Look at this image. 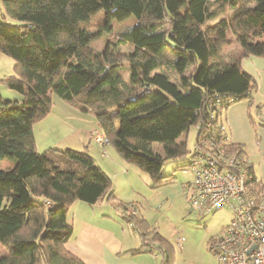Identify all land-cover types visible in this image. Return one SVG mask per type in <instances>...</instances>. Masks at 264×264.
Listing matches in <instances>:
<instances>
[{
    "label": "trees",
    "instance_id": "16d2710c",
    "mask_svg": "<svg viewBox=\"0 0 264 264\" xmlns=\"http://www.w3.org/2000/svg\"><path fill=\"white\" fill-rule=\"evenodd\" d=\"M1 2V16L16 21L8 25L0 19V53L15 62L5 81L23 96L20 101L0 96V160L15 164L0 168V242L6 248L0 264H86L65 247L72 233L67 211L76 200H106L140 237V245L128 252H159L160 264H172L169 242L115 196L89 152L37 151L33 124L50 111L55 93L90 110L108 143L148 172L153 187L173 182L175 176L161 168L165 159L181 160L190 152L184 140L176 139L179 131L201 122L195 134L199 143L211 136L216 120L224 125L229 104L251 102L257 82L240 59L264 57V0ZM99 9L104 22L92 31L88 22ZM130 15L134 23L117 31L109 47L93 48L97 37L111 32L112 20ZM232 39L238 54L226 56L223 47ZM121 45L128 49L119 51ZM123 67L127 80L120 75ZM258 123L264 125V119ZM219 149L248 160L240 143L224 142ZM244 168L250 193L260 196L253 165Z\"/></svg>",
    "mask_w": 264,
    "mask_h": 264
},
{
    "label": "rangeland",
    "instance_id": "374dc122",
    "mask_svg": "<svg viewBox=\"0 0 264 264\" xmlns=\"http://www.w3.org/2000/svg\"><path fill=\"white\" fill-rule=\"evenodd\" d=\"M1 13H3V8L2 2L0 0L1 21L8 25H14L16 23V21L10 17H2ZM134 21L135 20L132 15L126 16L124 19L112 20L111 32L102 33L99 37H97L93 41V48L100 50L106 46L109 47V44L114 39L117 31L129 27L134 23ZM103 22L104 11L99 9L90 16V20L88 22L89 29L95 31L103 24ZM127 49L128 46L126 45L119 46V51H125ZM238 51L239 45L234 42L233 39L229 44L223 47V53L226 56L237 55ZM14 63L15 62L12 57L0 53V78L2 79L0 82V96L2 99L20 101L23 96L22 93L8 87L5 81L6 77L14 74ZM120 75L123 80H127L128 71L126 67H123L120 70ZM171 75L172 77H175V74L172 72ZM51 99V111L48 116H50L53 112L62 113L63 110L61 109V104L65 101L55 93L51 94ZM65 112L66 111L64 110L63 113ZM70 113L73 114L71 118L74 123L77 121H79V123L84 122V119L77 116L72 111H70ZM40 123L44 122L37 120L34 123L33 131L35 133V137H37V141H39V138L41 137L42 142L46 141L45 143H47L48 139L46 138L49 137V135H47L38 127V124ZM91 133L92 132H90V135ZM195 134V127L192 125L189 126L187 131L185 129L179 131L176 139L178 141L184 140L186 142V148L191 151L195 145ZM49 138L51 139L52 135ZM69 138L66 139L70 141L71 139ZM52 140L54 141H51L49 145H40L39 142L38 150H36L43 151L49 146L59 149L69 147L64 144L67 142L66 140H62L59 144L55 142L57 139L52 138ZM54 142L55 144H52ZM89 145L90 146L88 149L94 155L95 159L100 160L102 155H109L106 149L105 151L103 150L102 153L100 148L94 143L91 142ZM153 145L155 147L158 146L156 142L153 143ZM106 148L111 151L113 146L107 145ZM94 149H96L97 153H95ZM189 158L190 152L184 159L181 160H174L170 158L165 159L161 168V172L164 174L171 173L175 176V179L171 183H166L158 187H153L151 184L152 180L148 172L141 170L136 164L126 161L127 163H125L124 170L126 172V179L124 182L120 183L119 192L121 191L120 195L122 196L123 202L132 205L130 211L134 210L135 208L137 212L142 215L144 219H146L147 223L155 228L169 242L173 249L172 264H217V259L211 248V243L213 242L214 238L220 234L223 226L230 222L232 212L228 207L219 208L208 214H199L190 209L189 203L182 192L183 184L185 183L186 185V183L192 178V173L187 165ZM252 159L250 160L253 163V170L257 176V179L261 182V190L263 192L264 178L261 177L257 163L258 160L256 158ZM14 166V162L10 161L9 159L0 160V168L2 169H14ZM75 202L71 204L67 211L68 219H74L75 222L76 220L80 219V217L95 220L103 225L107 224L114 228L119 234H123L125 240H131L134 245H138L141 242L140 237L137 235L138 233L133 225L126 219L119 216L113 207H109V210L113 212V216H111L112 221L106 223V221H104L105 218L103 219L102 216L98 217L100 213H96L95 215L93 212V210L99 206L95 205L92 207V204H88L80 200L77 201L78 204L80 203L81 205L87 206V208H89L90 212H86L81 207L76 210ZM120 224H122V226ZM180 237H182V241L181 244L178 245L177 239ZM5 253L6 248L0 242V256L4 255ZM133 256L139 258V262L141 264H160L162 259V255L159 252L152 254L146 250L136 253Z\"/></svg>",
    "mask_w": 264,
    "mask_h": 264
},
{
    "label": "crops",
    "instance_id": "0c3cea01",
    "mask_svg": "<svg viewBox=\"0 0 264 264\" xmlns=\"http://www.w3.org/2000/svg\"><path fill=\"white\" fill-rule=\"evenodd\" d=\"M240 65L246 72L255 78L257 87L251 95L250 104L248 99L232 102L225 108L222 119L229 140L240 143L243 146L244 153L252 165L253 163L250 159L256 158L258 160L259 171L261 177L264 178V125L258 123L260 120L264 119V57L254 55L242 57L240 59ZM61 109L66 112H51L52 114L48 116L51 111L50 109V111L39 120L44 123L38 124V127L49 135V137L52 135V138L57 139L55 142L58 144L62 140H66L67 142L64 143L66 146L76 149H86L93 157L95 163L99 165L108 176L115 196L123 201L120 195L121 191L119 192V187L120 183L124 182L126 179V172L124 170L125 163L128 161L126 162L114 147L111 151L106 148L107 145L111 144L108 143L101 146L93 141L90 132L98 128L99 125L95 115L90 110H83L78 105L71 104L67 101L61 104ZM70 111L84 119V122L79 123V121L76 120L77 122L74 123L71 118L73 114L70 113ZM252 120H254V123ZM49 137L46 138L48 139L47 143H45L46 141L42 142L41 137L39 141H37V137H35L34 133L36 149L38 150L39 142L40 145H49L51 141H54ZM66 138L73 141H69ZM55 142L52 144H55ZM91 142L99 147L102 153L103 150L105 151L106 149L109 155L101 154L102 158L100 160L95 159L94 155L88 149ZM94 150L95 153H97L96 149ZM184 185L185 183L182 187H184ZM262 194L264 196V191ZM77 201L79 200L75 202L76 210L81 207L86 212H90L87 206H83L80 203L78 204ZM95 205L99 206L96 207L97 210H93L95 215L96 213H100L98 217L102 216L103 219L105 218L104 221H106V223L112 221L111 216H113V212L109 210V207L113 206L106 200H102L91 206L94 207ZM114 209L120 216V211L117 208ZM68 220L72 225V233L70 239L65 243V247L82 259L86 264H141L139 258L133 256L136 253L131 254L128 252L130 249L138 247L141 242L138 245H134L131 240H125L123 234H119L114 228L107 224L103 225L95 220L84 217H80L76 222L74 219ZM120 225L122 226V224Z\"/></svg>",
    "mask_w": 264,
    "mask_h": 264
},
{
    "label": "built area",
    "instance_id": "2783aa9c",
    "mask_svg": "<svg viewBox=\"0 0 264 264\" xmlns=\"http://www.w3.org/2000/svg\"><path fill=\"white\" fill-rule=\"evenodd\" d=\"M211 120L210 114L206 128L211 127ZM201 126V122L195 124V131ZM214 126L211 136L202 138L190 151L187 165L192 178L183 187V195L190 209L199 214L222 207L232 212L230 222L211 243L217 264H264V196L261 193L255 197L250 193V176L244 168L250 162L232 153H223L220 145L230 140L223 124L216 120ZM91 132L97 144H108L100 127ZM181 241L182 237L177 239L178 245Z\"/></svg>",
    "mask_w": 264,
    "mask_h": 264
}]
</instances>
